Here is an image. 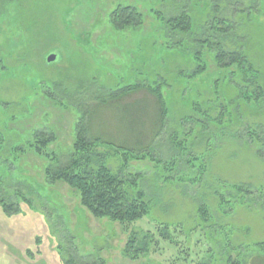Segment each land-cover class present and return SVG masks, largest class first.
I'll use <instances>...</instances> for the list:
<instances>
[{"label": "rangeland", "instance_id": "obj_1", "mask_svg": "<svg viewBox=\"0 0 264 264\" xmlns=\"http://www.w3.org/2000/svg\"><path fill=\"white\" fill-rule=\"evenodd\" d=\"M118 5L136 6L147 15L146 25L115 32L110 15ZM183 12L193 20L192 36L183 53L167 52L160 45L169 35L161 18ZM220 20L233 24L235 33L221 37ZM198 37L244 51L264 72V0H0V198L14 205L11 215L0 205V264H64L70 244L105 264H264L257 249L264 243V157L248 136L260 134L253 126L264 127V114L247 109L245 123L223 132L213 127L211 140L198 134L184 93L191 87L189 99H198L203 77L193 80L196 87L177 76L192 72L194 52L208 51L191 45ZM52 54L57 59L48 63ZM143 66L172 85L163 136L140 155L109 145L89 152L130 193L147 194L148 215L126 227L95 217L80 192L53 182L46 170L56 173L78 160L75 128L86 107L100 98L111 101L136 82ZM143 97L146 92L131 94L120 103ZM102 113L95 136L126 133L119 132L118 108ZM43 136L53 138L49 149L42 156L31 153L29 142ZM145 136L148 145L151 136ZM15 146L27 153L13 154ZM96 161L91 168L99 167ZM80 164L81 171L88 163ZM164 228L174 244L159 238ZM133 232L139 238L153 234L159 248L127 254Z\"/></svg>", "mask_w": 264, "mask_h": 264}, {"label": "trees", "instance_id": "obj_2", "mask_svg": "<svg viewBox=\"0 0 264 264\" xmlns=\"http://www.w3.org/2000/svg\"><path fill=\"white\" fill-rule=\"evenodd\" d=\"M148 14L150 15L149 11ZM146 16L136 6L118 5L117 9L110 15V24L115 32L140 29L147 23ZM155 16L161 18L158 13ZM161 19L165 21L169 33L168 38H165V42L160 44L161 48H164L167 52L183 53L187 36H192L194 29L191 16L183 12L168 20ZM218 23L225 27L220 28V35L224 38H227L228 34L236 28L228 21L220 20ZM196 39H192L191 45L200 46L208 49V51L194 52L192 58L194 69L192 72L190 74L180 72L177 76L179 82L188 79L187 86L189 84L196 86L193 80L203 77L201 92L198 89L199 98L193 101L189 99L191 87L185 90L186 94L184 93V96L189 104L191 103L190 119L197 125L198 134L203 137L207 136L208 140H211L210 135H212L213 127L215 131L223 132L233 129L234 126L240 123H245L248 116L247 109L256 111L257 114L261 113V116H263L264 72L253 65L247 53L241 50H228L222 40L213 41L209 38L202 42L200 37ZM134 78L136 82L117 90L115 94L111 95V101L100 98L98 104L86 107L80 122L75 128L74 151L78 160L63 166L62 170L56 173L46 170L47 176L53 182H64L80 192L82 204L95 217L109 218L126 227L148 215L147 194L144 191L130 193L128 189L124 188L125 182L101 164V157L89 152L94 146L109 145L117 151L140 155L146 153L150 146L163 136L169 117V102L167 101L166 92L170 90L172 85L162 74L146 69V66L138 69ZM142 92L147 93V97H143L142 100L131 104L120 103L121 98ZM117 108L124 114L117 118L118 124L121 125V131L119 132L126 133L123 135L117 133L113 138H110L109 135L103 136V132L101 135L95 136L92 130L96 128L95 125L98 124V120L103 121L102 112H111ZM98 113H100L99 118L95 117ZM253 127L257 128L260 134L250 131L248 136L251 142L256 141L259 144L261 147L259 155L264 157V127L257 124ZM114 132L118 131L115 130ZM147 133L151 136V142L148 145L145 144ZM104 134H107V132L105 131ZM40 138L38 142H29V151L38 156H42L53 141L52 137L43 136ZM12 152L19 155L27 153L23 148L18 149V147ZM49 155L53 159L57 158L53 152ZM93 157H96L97 166H99L96 169L91 168V164H89ZM83 160L84 162L87 161L88 164L80 171V162H83ZM74 170H78V172ZM237 190L244 191L243 187H237ZM0 205L4 213L11 215L14 210L13 204L0 198ZM201 208H203L202 214L207 218L206 207L203 205ZM158 232L160 239L174 244L171 240L169 228L158 230ZM139 235L133 232L132 239L128 244L127 254L146 255L151 249V245L159 248L160 242L155 240L153 234L145 235L142 238H139ZM257 249L264 252V243L258 244ZM208 253H210V250ZM67 254L68 259L64 261V264H105L94 254L81 256L73 244H70ZM230 264L241 263L230 262Z\"/></svg>", "mask_w": 264, "mask_h": 264}, {"label": "water", "instance_id": "obj_3", "mask_svg": "<svg viewBox=\"0 0 264 264\" xmlns=\"http://www.w3.org/2000/svg\"><path fill=\"white\" fill-rule=\"evenodd\" d=\"M56 59H57V56L56 55H54V54H52V55H50L49 57H48V63H53V62H55L56 61Z\"/></svg>", "mask_w": 264, "mask_h": 264}]
</instances>
